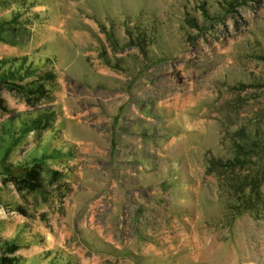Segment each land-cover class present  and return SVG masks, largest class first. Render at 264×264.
Returning <instances> with one entry per match:
<instances>
[{"label":"rangeland","instance_id":"obj_1","mask_svg":"<svg viewBox=\"0 0 264 264\" xmlns=\"http://www.w3.org/2000/svg\"><path fill=\"white\" fill-rule=\"evenodd\" d=\"M17 7L0 72L46 90L0 87V257L264 264V0Z\"/></svg>","mask_w":264,"mask_h":264},{"label":"trees","instance_id":"obj_2","mask_svg":"<svg viewBox=\"0 0 264 264\" xmlns=\"http://www.w3.org/2000/svg\"><path fill=\"white\" fill-rule=\"evenodd\" d=\"M3 6H5V4ZM25 7L24 8L17 7L15 9L12 8V10L15 11L16 15L12 16L11 18H8V19L2 18L0 20V37H1V34L3 32H6V31L13 32L14 29H16L21 24L25 23L26 19L22 18L23 11H24ZM16 64H18V63H16ZM20 72L21 71H19L18 69L14 70L11 67L0 72V87L4 84V85H7V87H9V88L18 89L19 91H21L22 93H24L26 95H28L30 92H35L37 94V93H42V92H44V90H46V87L44 84H40L37 82L34 83L32 81L31 87H29L25 84L19 83V80H22V77L24 76V75L21 76ZM30 76H32V74H30ZM24 77H26V76H24ZM15 85L17 87H19L20 89L17 88ZM44 107H41V109ZM52 120L54 121V110H51V108L49 107V109H47L45 112L42 113V117H37L34 119L35 125L25 126V128L22 127V129H21L22 133L20 135L22 136V135L26 134V131L28 132V130L29 131L30 130H36L37 132L41 131V129L44 126L42 121L45 122L46 126H51L54 129V127H56V123L52 122ZM21 131L19 130V133ZM54 131H55V129H54ZM40 164H39V166L42 167V165H40ZM29 166L30 165L13 163L11 166H6L5 169L8 173L13 174L14 177H16V176L20 177L21 175L24 176L26 174H32L33 172H37V170L38 171L40 170V169L36 170V168H33L31 170ZM44 170H46V169H44ZM53 173H54V171H53ZM7 243H8V241L0 242V249L5 248L6 247L5 244H7ZM12 243L16 245L15 242H12ZM0 264H23V263H22V259L20 258V256L8 258L4 255V256L0 257Z\"/></svg>","mask_w":264,"mask_h":264}]
</instances>
